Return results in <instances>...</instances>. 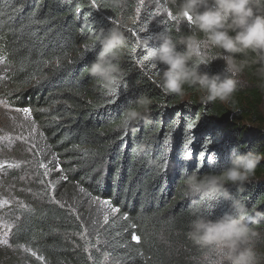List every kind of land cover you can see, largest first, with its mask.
<instances>
[{
  "label": "trees",
  "instance_id": "16d2710c",
  "mask_svg": "<svg viewBox=\"0 0 264 264\" xmlns=\"http://www.w3.org/2000/svg\"><path fill=\"white\" fill-rule=\"evenodd\" d=\"M136 11L135 0L119 7L113 0H0V96L29 110L41 141L33 151L38 187L14 205L0 264H214V253L187 238L196 205L185 195L183 172L218 173L234 152L264 155V59L235 54L244 66L226 101L204 104L187 86L183 97L166 94L161 66L146 59L139 42L155 47L151 36L164 29L174 38L186 34L153 10L140 18ZM113 26L127 46L115 84L105 87L86 67L99 51L92 50L96 34ZM142 96L151 101L147 120L120 127L124 109ZM41 145L60 175L54 186ZM8 174L6 183L18 180L16 170ZM228 187L251 210L245 222L258 232L251 244L264 264V216L255 215L264 213V159L242 190ZM86 201H108L107 212L94 215ZM226 211L220 203L197 214L215 219Z\"/></svg>",
  "mask_w": 264,
  "mask_h": 264
},
{
  "label": "clouds",
  "instance_id": "9594fccd",
  "mask_svg": "<svg viewBox=\"0 0 264 264\" xmlns=\"http://www.w3.org/2000/svg\"><path fill=\"white\" fill-rule=\"evenodd\" d=\"M170 3L175 8V19L189 22L190 17V34L174 38L164 29L151 36L158 42L155 47H147L148 39L139 42L146 49V59L153 66H161V90L183 97L187 86L202 94L200 101L204 104L230 99L238 85L235 77L244 66L236 62L235 54L255 53L264 59V0H170ZM121 4L122 0H113L114 6ZM97 46L99 51L86 71L89 77L110 87L121 71L120 61L127 37L118 27L101 28L92 50ZM202 49L215 50V54L211 57L202 55ZM217 59L224 63L222 72L201 70V65L207 66ZM260 74L264 75V68ZM150 103L143 96L131 101L123 111L120 127L127 128L147 120ZM262 159L264 155L252 150L234 152L228 166L218 173L183 172L185 195L193 198L196 205L187 238L195 246L214 253V264H258L257 254L251 246L258 232L245 222L251 210L232 196L228 186L242 190ZM220 203H227L230 211L215 219L211 218V213L207 216L197 214L201 206L212 208ZM255 215L264 216V213L257 211Z\"/></svg>",
  "mask_w": 264,
  "mask_h": 264
},
{
  "label": "rangeland",
  "instance_id": "374dc122",
  "mask_svg": "<svg viewBox=\"0 0 264 264\" xmlns=\"http://www.w3.org/2000/svg\"><path fill=\"white\" fill-rule=\"evenodd\" d=\"M137 3V11L135 13L136 18H140L142 14L149 10L156 12V17H167L176 22L180 29H183L185 34L188 35L191 32L189 22L179 21L175 19V8L170 3V0H135ZM202 55L211 57L215 54V50H201ZM213 62L221 63L223 61L217 59ZM240 76V73L237 75ZM41 144L39 136L35 126L33 125L29 113L25 114L16 110L10 102L3 96H0V247H8L11 225L13 220L11 218L13 214L14 205L16 202H21L24 197H28L30 188H37L38 185L33 186L34 178V155L33 151L36 146ZM42 153L46 159H43L44 170L48 175L51 186L55 185L56 180L60 176L58 169H53L55 162L47 154L46 150L40 147ZM56 168V167H55ZM16 170L18 173V180L16 182H7L9 180V174L7 172ZM5 179H1L4 178ZM51 176V179L50 177ZM55 176L53 182L52 177ZM5 181V182H4ZM3 182V183H2ZM43 187L42 184H40ZM50 190V189H48ZM56 189L54 190V196L50 197L52 203H57L55 200ZM50 192V191H49ZM53 192V190H52ZM21 199V201H17ZM87 208L93 207L94 215L101 216L107 212L108 206L103 202L86 201L84 203ZM85 207V208H86ZM83 239V238H82ZM251 246L256 250L255 244Z\"/></svg>",
  "mask_w": 264,
  "mask_h": 264
},
{
  "label": "snow or ice",
  "instance_id": "6c2138e0",
  "mask_svg": "<svg viewBox=\"0 0 264 264\" xmlns=\"http://www.w3.org/2000/svg\"><path fill=\"white\" fill-rule=\"evenodd\" d=\"M189 22H190V17L188 18ZM111 94H115V89L113 88L111 90ZM22 111L25 113V114H28L29 113V110L28 109H22ZM189 127H191V125H189ZM43 167V165H41ZM104 204H108L109 202L108 201H103ZM114 211H117V209H114ZM133 240H138V237H136L135 235L132 237Z\"/></svg>",
  "mask_w": 264,
  "mask_h": 264
}]
</instances>
